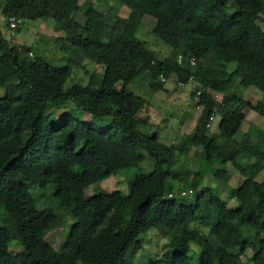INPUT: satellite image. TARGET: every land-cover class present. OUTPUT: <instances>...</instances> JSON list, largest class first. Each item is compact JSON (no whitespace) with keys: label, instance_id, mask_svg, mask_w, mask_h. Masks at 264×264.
<instances>
[{"label":"trees","instance_id":"trees-1","mask_svg":"<svg viewBox=\"0 0 264 264\" xmlns=\"http://www.w3.org/2000/svg\"><path fill=\"white\" fill-rule=\"evenodd\" d=\"M2 1L7 29L51 19L60 33L55 40L76 53L58 66L32 43L11 44L0 28V264H61L63 253L45 235L66 220L83 233L74 264H132V252L153 229L167 247L146 264H264V180H256L264 169V130L253 125L237 138L245 108L264 116L241 95L243 88L264 95V30L257 24L264 0H110L107 10L100 7L106 0ZM121 7L129 9L126 17ZM143 16L156 20L150 34L167 46L166 55L140 35ZM84 60L103 71L86 70ZM71 65L84 70L86 84L65 88ZM142 77L150 91L165 90L169 79L200 85L193 94L201 108L196 126L177 144L160 141L139 115L148 101L130 86ZM53 106L61 117L52 118ZM82 113L91 119L83 121ZM105 118L107 126L97 127ZM194 147L233 208L203 185L204 172L174 164ZM145 155L153 169L130 179L126 194H85L100 172L139 167ZM227 164L242 176L236 187L222 182ZM205 223L206 233L194 227Z\"/></svg>","mask_w":264,"mask_h":264},{"label":"rangeland","instance_id":"rangeland-1","mask_svg":"<svg viewBox=\"0 0 264 264\" xmlns=\"http://www.w3.org/2000/svg\"><path fill=\"white\" fill-rule=\"evenodd\" d=\"M97 0H80V3L85 4L86 2H96ZM105 3L101 4L100 7L107 10L113 5V2L106 0ZM98 5V3H97ZM4 2L0 0V28H2L3 34L9 40L11 44L20 45L22 43H32L39 55L46 56L48 59L53 61L56 65L62 66L68 63L67 58L71 60L74 59L76 49L69 47L67 44H61L55 40L60 33L56 29L55 23L51 19H42L41 21H33L31 23L19 22V29L12 31L7 29L6 17L3 15ZM129 9L126 7H121L118 14L122 17L128 15ZM74 17L84 22L81 13H75ZM156 20L151 16L142 17V30L140 35L149 43V47L157 51L160 56H164L167 53L166 45H163L153 39L150 34L154 28ZM257 24L264 30V15L261 16ZM34 55V52L30 55ZM85 69L92 72L101 73L103 67L96 65L95 63L84 60ZM72 73L70 78L65 83V88H70L74 83L86 84L87 75L84 70L72 66ZM226 76V77H225ZM223 77L224 81L229 79V75ZM165 90L150 91L147 87V78L142 77L134 81L130 88L144 97H146L148 103L146 108L140 113L141 117H144L151 124L153 129L158 134V139L164 143L171 144L176 143L185 133L191 132L195 126L197 119L200 115L201 108L196 105L197 98L193 97L194 92L200 89V85L194 81H190L186 85H181L177 83L174 79H169L165 82ZM137 93V94H138ZM1 94V90H0ZM241 95L250 100L253 104H256L264 108V95L257 89L243 88ZM216 100H220L221 95L215 94ZM69 107V106H68ZM68 110H73L70 106ZM29 109L22 115V119L26 120ZM52 118H59L63 114V110L55 106L51 107L50 111ZM79 113V112H78ZM77 113V114H78ZM245 118L241 125V128L237 134V138L240 139L243 135L249 131L250 127L253 125L258 126L264 130V116L260 113L255 112L250 108L244 109ZM83 121H89L91 116L87 113H82L79 115ZM218 119L219 116L216 115L211 119L209 124V131L212 133L218 132ZM96 126L99 128H104L107 126L109 119L105 118L102 120H96ZM144 133L150 130L142 129ZM152 133V132H149ZM202 151L200 148L194 147L187 158H176L175 163L177 166L180 163L185 164L193 172H204V179L202 181L203 185L212 188L214 193L228 201V206L233 208L235 206L234 200H232L226 191L225 186L221 185L212 177V175L205 171V162L201 160ZM153 159L145 155L144 161L139 167H130L121 171H102L97 175V182L86 189L85 194L88 196L95 193H108L115 190H119L123 194H126L129 189V180L139 174H148L153 169ZM222 165L215 164V168H219ZM227 176H224L222 182H225L229 186L236 187L242 181V176L240 173L231 165L227 164ZM179 171V168H176ZM256 180H264V169L257 175ZM189 187L187 185L183 186L184 196H189ZM32 192L34 189H31ZM35 195L39 197L41 191H37ZM40 192V193H39ZM48 201V199H47ZM1 222V221H0ZM73 222L71 220H66L64 225H58L53 228L45 235V239L56 249L63 253L61 257V264H74V253L77 247L80 245L83 233L81 228L75 225L71 228ZM194 227L201 230L202 232L208 231L207 224H195ZM167 239L163 237L157 230L153 229L147 232L143 236L142 248L135 249L131 254L132 264H146L153 256L159 255L167 247ZM16 242L13 240L9 248L13 254L19 252ZM197 247L192 246L191 253L196 254ZM18 251V252H17ZM196 256L195 258H197ZM249 257V254L245 256ZM79 264V263H76Z\"/></svg>","mask_w":264,"mask_h":264},{"label":"built area","instance_id":"built-area-1","mask_svg":"<svg viewBox=\"0 0 264 264\" xmlns=\"http://www.w3.org/2000/svg\"><path fill=\"white\" fill-rule=\"evenodd\" d=\"M12 26H13V24H12Z\"/></svg>","mask_w":264,"mask_h":264}]
</instances>
